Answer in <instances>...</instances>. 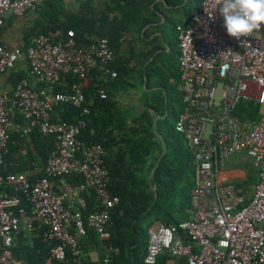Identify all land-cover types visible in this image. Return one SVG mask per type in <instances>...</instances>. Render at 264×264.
<instances>
[{"label": "built area", "instance_id": "obj_1", "mask_svg": "<svg viewBox=\"0 0 264 264\" xmlns=\"http://www.w3.org/2000/svg\"><path fill=\"white\" fill-rule=\"evenodd\" d=\"M43 1L0 0V28L8 16L35 11ZM212 11L211 0H200L190 22L174 27L181 69L178 88L184 103L174 129L193 155V213L177 223L156 221L148 227L146 264H154L163 252L171 257L166 264H264V26L236 40L227 34L218 10ZM113 59L107 38L95 37L82 44L72 29L65 34L55 30L37 35L25 49L0 42V76L7 77L22 60L30 73L9 94L0 82V264H24L11 261L9 247L20 230H30L36 222L46 238L55 241L51 252L58 260L65 258L67 249L74 260L79 257V243L88 227L101 242V264H107L110 253L117 251L109 241L108 222L119 198L108 188L105 150L79 138L93 99L87 101L77 85L68 93L54 90L61 76L84 77L88 68L115 77L116 72L109 69ZM95 95L107 97L104 88ZM241 99L259 106L261 116L256 121L235 114ZM58 102L80 107L81 117L74 121L55 117L53 104ZM16 115L22 123L14 121ZM33 128L55 140L44 175L33 179L36 166L2 174L9 132L28 133ZM235 152L251 157L258 170L259 179L248 200L234 183L217 179L218 170ZM70 175L83 180L72 185L65 179ZM56 181L58 190L53 187ZM6 188L16 194H7ZM87 189L94 190L96 204L84 218L79 206H85L81 194ZM19 193L28 201L29 211L20 206Z\"/></svg>", "mask_w": 264, "mask_h": 264}, {"label": "trees", "instance_id": "obj_2", "mask_svg": "<svg viewBox=\"0 0 264 264\" xmlns=\"http://www.w3.org/2000/svg\"><path fill=\"white\" fill-rule=\"evenodd\" d=\"M194 1L199 5L200 0ZM61 2L44 0L33 11L36 17L23 29L20 45L25 49L33 37L55 30L65 34L72 29L74 38L82 44L95 37L107 38L114 53L109 69L116 72L115 77L103 74L98 68H88L84 77L71 73L61 76L54 90L68 93L73 85H77L87 101L93 99L79 138L87 145L100 144L104 148L103 166L109 175L108 188L119 198L108 222L109 241L117 251L110 253L107 264H146L148 226L155 220L164 225L177 223L190 218L193 213V155L187 143L178 138L181 134L174 129L179 115L172 103L176 92L174 86H178L181 76L178 57L171 59L165 51H157V36L148 39L151 30H143L145 25L153 22L154 0H105L99 10L93 7L91 0H82L78 10L67 9ZM198 5L194 6L195 10ZM4 28L5 25L0 28V34ZM126 32H129V40ZM175 43H169L170 50ZM22 78H30L29 66L24 60L10 71L7 81L13 87ZM137 80L143 86L144 94L124 104L120 101L122 91L128 87L130 91L135 89ZM37 87L41 85L37 84ZM98 88L106 90V98L95 95ZM157 89L163 93L158 95L154 92ZM180 98L184 107L182 96ZM52 113L59 119L74 121L81 117V108L71 102H58L53 104ZM235 114L252 121L261 116L259 106L247 99L240 100ZM156 116L159 117L153 126L150 117ZM170 116L173 121H169ZM21 120L19 115L14 117L15 122L22 123ZM54 143L53 137L40 133L37 128L28 133L11 130L2 154V174L35 170L36 166L33 179L43 176V167ZM21 149L23 153L19 154ZM65 179L72 185L83 180L79 175ZM6 192L16 194L11 188H6ZM81 195L85 206L79 208L85 218L96 204V195L92 189ZM19 196L20 206L29 211L25 196L22 193ZM54 244L55 241L46 238L36 222L30 230H20L15 235L9 247L10 259L24 264H101L104 256L97 234L89 227L80 240V255L76 260L68 249L63 260L56 259L51 252ZM91 252L97 254L96 261L89 259ZM170 258L166 252L160 253L154 264H166Z\"/></svg>", "mask_w": 264, "mask_h": 264}, {"label": "crops", "instance_id": "obj_3", "mask_svg": "<svg viewBox=\"0 0 264 264\" xmlns=\"http://www.w3.org/2000/svg\"><path fill=\"white\" fill-rule=\"evenodd\" d=\"M78 1L76 0V10L80 9V2L82 0ZM62 2H64L62 4L65 6V8L68 9V7H70L66 4H69L71 0H62ZM91 2L93 7L99 10L104 5L105 0H91ZM153 4H155L156 6V9L151 15L153 22L150 25H145L143 30H145L146 28L148 30L150 29L152 33L148 37V39L157 36V44L162 46H159L157 51H165L170 56L169 51H173L174 46L176 47L175 51H177V44L174 42L175 45L172 44V50H170L169 43H172V40L169 39L170 36L168 38L165 37L164 31L160 28V24L170 21V17L175 18V23L172 24L173 29L176 24H188L190 22L192 14L195 11L194 6L198 5V2L194 0H154ZM70 9L75 10V8L72 7H70ZM35 17L36 14L33 11L27 12V14L20 17L8 16V18L6 19L7 24L5 23V28L0 34V42L5 43L7 45L21 44L23 29L30 25ZM125 36L126 39L129 40V32H126ZM122 49H125V47L122 46ZM177 57L178 53L175 59H177ZM0 82L2 83L4 92H6V94H9L12 87L7 81V77L0 76ZM131 92L132 91L129 90V87L128 90L122 91L120 101L124 104L135 101L137 95L135 98H132V101L129 99L131 96L133 97L134 95V93ZM127 98L128 101H125ZM181 111L182 109L179 111V113ZM22 153L23 151L21 149L19 154ZM217 179L219 182L234 183L237 187L241 189L243 194L246 196V200H248L252 194L255 184L258 182L259 176L258 170L254 166L252 158L247 156L244 152H235L227 158L224 166L218 170ZM53 187L54 189L58 190L60 188V184L56 181L54 182ZM156 221L158 220L153 221L149 226H151ZM100 248H102L101 244ZM91 253H89V259L91 261H96L97 254L96 257L93 258L90 257Z\"/></svg>", "mask_w": 264, "mask_h": 264}, {"label": "clouds", "instance_id": "obj_4", "mask_svg": "<svg viewBox=\"0 0 264 264\" xmlns=\"http://www.w3.org/2000/svg\"><path fill=\"white\" fill-rule=\"evenodd\" d=\"M211 7L212 13L218 10L227 34L236 40L264 26V0H211Z\"/></svg>", "mask_w": 264, "mask_h": 264}, {"label": "rangeland", "instance_id": "obj_5", "mask_svg": "<svg viewBox=\"0 0 264 264\" xmlns=\"http://www.w3.org/2000/svg\"><path fill=\"white\" fill-rule=\"evenodd\" d=\"M61 3H64V2H61ZM66 5H69L70 7L72 8H75L76 9V1L75 0H71V2L69 4H66ZM70 7H68V9H70ZM175 23V18H171L170 17V21L168 22H165V23H161L160 24V28L164 31V34H165V37H169V39L172 40V43L174 44V42H177V39L175 37V31L174 29L172 28V24ZM160 47H162L161 45H159ZM176 47L174 46L173 47V51L170 52V57L171 59H175L176 56H177V51H175ZM155 80H159V78L156 76ZM176 88V92L173 94V97H172V103L174 105V109H175V112L178 113L183 105H182V102H181V92L179 91V88L178 86H174ZM128 90V88H127ZM132 92L131 93H134L133 97L131 96L129 99L132 101L133 99L132 98H135L136 95H137V98L139 96V98H141V96L144 94V90H143V86L141 85V83L137 80L136 81V88L135 89H131ZM219 91H220V86L217 87V96L219 94ZM150 92H153V91H150ZM154 92H156L158 95H161L163 92L160 90V89H157V90H154ZM147 94V93H146ZM151 94H148V96H150ZM125 101H128V98L125 100ZM169 121H173L172 120V116H170L169 118ZM178 138L180 139V141L182 143H185L186 141L181 137V135H177ZM149 227V226H148ZM90 257H93L95 258L96 257V253H91L90 254Z\"/></svg>", "mask_w": 264, "mask_h": 264}, {"label": "water", "instance_id": "obj_6", "mask_svg": "<svg viewBox=\"0 0 264 264\" xmlns=\"http://www.w3.org/2000/svg\"><path fill=\"white\" fill-rule=\"evenodd\" d=\"M150 119H151L152 122H153V126H155V122H156V120L158 119V116H156V117H154V118L150 117ZM164 150H165V146H164V144H163V151H162V154H163ZM152 172H153V171H152ZM152 172H151V173H152ZM155 197H156V195H154V199H155Z\"/></svg>", "mask_w": 264, "mask_h": 264}]
</instances>
